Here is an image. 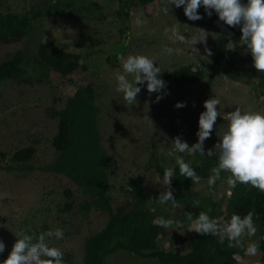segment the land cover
<instances>
[{
  "label": "rangeland",
  "instance_id": "obj_1",
  "mask_svg": "<svg viewBox=\"0 0 264 264\" xmlns=\"http://www.w3.org/2000/svg\"><path fill=\"white\" fill-rule=\"evenodd\" d=\"M42 1L46 0H0V13L22 15L35 10ZM58 3L60 6L70 4L71 11L65 7L55 17H38L31 22V29L23 39L12 44H0V63L11 60L16 53L21 55L20 66L24 71L21 77L26 80L0 83V152L5 155L6 165L13 167L10 156L15 150L28 146L34 148L32 158L20 170L5 171L0 158V241H3L5 251L10 252L20 226L29 224L39 228L45 224L47 231L63 229L64 238L52 239L50 245L62 252L69 251L70 264H82L84 239L103 229L106 223V216L92 207L78 213L77 209L84 204V196L74 190L64 175L49 170L56 156L51 138L57 131V118H51L48 110L63 108L66 99L85 86L92 90L94 96L98 144L109 160L107 196L112 208L130 199L128 183L140 178V187L148 196L147 205L151 210L157 205L164 214L163 218L183 224L180 230L175 228L176 224L166 228V236L158 239L157 247L165 250L173 246L184 247L193 234L189 231L191 222L186 219V209L182 204L172 207L155 200L163 190V178H157L152 172L154 162L165 170L173 168L175 155L187 159L188 164L200 161L199 153H176L173 156L168 153L173 149L172 139L176 136L189 146L196 143L198 117L205 110V100L214 97L221 101L217 106L221 112L216 125L219 133L227 127L224 114L236 107L264 113V95L259 93L254 78L233 81L216 73L209 83L207 75L196 83L179 84L168 79L166 74L185 65H191L192 70L196 66H205V73L209 74L217 51H225L229 39L235 41L233 31L229 28L232 35L220 33L212 17L202 15L199 10L203 18L196 21L187 19L183 7L170 6L169 15H165L161 9L167 0H58ZM140 12L144 13L147 23L137 26L133 22L134 15ZM174 27L189 39L197 34L196 29H204L209 33L206 44L194 45L196 53L190 44L173 42L165 29ZM44 36L47 37L45 42ZM41 42L76 54L77 68L63 75L45 72L35 65L34 54ZM165 46L182 51L169 55L163 52ZM205 47L213 53L210 57L206 55ZM130 54L154 59L163 71L160 78L166 82L163 90L166 94L159 102H155L158 94H149L144 85H137L141 92L135 106L127 105L122 94L116 91L115 77L118 71H122L117 58ZM237 54L250 55L242 46H237ZM178 102L184 103L185 107L176 108ZM145 114L153 122V127L143 119ZM216 131L205 141L206 150L218 142ZM221 174L225 181H220L217 194L227 195L229 187L225 182L229 174ZM198 187L186 193L193 203L194 198H208L205 187ZM65 189L71 191L75 207L72 213L58 215L57 204L61 206ZM210 199L217 203L216 196ZM44 206L48 212L42 211ZM219 212L220 221L230 219L223 208ZM250 240L255 241L243 238L245 247ZM240 249L241 257L235 256L237 264H263L260 255L249 257ZM105 264H154V260H143L117 251L106 258Z\"/></svg>",
  "mask_w": 264,
  "mask_h": 264
},
{
  "label": "trees",
  "instance_id": "obj_2",
  "mask_svg": "<svg viewBox=\"0 0 264 264\" xmlns=\"http://www.w3.org/2000/svg\"><path fill=\"white\" fill-rule=\"evenodd\" d=\"M242 2H246V0H242ZM40 3L34 8L35 10L22 15L0 13L1 45L16 43L23 39L31 29V22L38 17H55L60 15L65 7L69 9V12L71 11L70 4L60 6L58 0H46ZM199 11L206 16L202 6ZM211 17L213 20L218 19L215 12ZM228 28L233 31L234 40L239 41L241 36L239 26ZM219 59H222L223 62H220ZM20 60H22L21 55L16 53L11 60L0 63V83L20 79L26 82L21 77L24 71L20 66ZM34 64L45 72L54 71L64 75L77 68V56L51 43L41 42L34 54ZM210 69L209 74H206L205 66L202 68L196 66V69L192 70L191 65H185L167 73L166 77L179 84L196 83L207 75V83H209L216 73L233 81L238 78H254L257 80L259 93L264 95V73L257 72L253 67L251 55H238L237 48L235 51L218 50ZM93 98L92 90L85 86L77 89L70 98H67L63 108L48 110L51 118H57V131L51 138V147L56 152V156L54 162L49 165V170L64 175L71 181L74 190L84 196V204L79 206L78 213L92 207L107 218L103 229L84 239L82 264H105L106 258L117 251L127 252L131 256L143 260H154V264H237L235 256L241 257L240 247H228L227 240L221 244L218 242L219 237L212 235L202 236L193 232L184 247H174L173 243L169 242L173 247L167 250L158 248L156 245L158 239L166 236L168 230L157 226L153 221L163 217L164 214L159 206L156 205L151 210V207L147 205L148 196L140 187L142 182L140 178L128 183L127 192L130 194V199L112 208L107 196L109 160L98 144L95 126L97 110L93 105ZM33 154L32 146L15 150L10 156V163L13 164V167L6 165L5 155L2 152H0V158L5 171H14L25 168ZM197 157L200 158V161L197 164L190 163V165L201 177L198 184L182 177L176 163L172 168L174 170L172 189L177 204H182L186 212H191L194 217L203 211L213 219H218L221 216L219 210L222 208L230 217L233 214L244 216L247 212L254 211L257 232L251 239L259 243V255L264 264V193L250 186L238 184L234 189L228 186L227 195L217 194L220 181H225L222 176L214 187L209 188L207 185V179L211 175L210 169L217 165V159L198 154ZM184 161L188 163L187 159ZM152 170L157 178H163L164 170L161 165L154 162ZM198 186L205 187L208 198L195 195L198 200L194 198L195 202L193 203L186 193ZM129 188L132 191H129ZM213 195L217 197L215 204L210 199ZM62 196L64 198L61 206L57 204L58 215L72 213L75 206L71 191L65 189L62 191ZM163 205L171 206L170 203ZM219 205L220 209L218 210ZM42 211L48 212V208L44 206ZM175 228L180 230L181 227L175 226ZM28 229L35 233L47 231L45 224L39 228L25 224L19 227V232ZM8 253L9 251L5 250L0 253V264L7 258ZM63 253L65 264H70V252Z\"/></svg>",
  "mask_w": 264,
  "mask_h": 264
},
{
  "label": "clouds",
  "instance_id": "obj_3",
  "mask_svg": "<svg viewBox=\"0 0 264 264\" xmlns=\"http://www.w3.org/2000/svg\"><path fill=\"white\" fill-rule=\"evenodd\" d=\"M170 6L183 7L184 15L188 20L196 21L203 17L199 15V8L202 6L205 13L210 17L216 13L219 21L228 27L239 26L241 36L238 42L229 39L226 44L227 51H235L237 46L245 48L250 53L252 65L257 72L264 73V0H167L161 9L165 15H169ZM134 24L141 26L147 23L143 12L134 15ZM197 34L190 39L181 34L179 28H166L165 32L170 33L168 38L173 42L190 44L192 49L196 44H206L209 33L204 29H196ZM47 37L44 36L43 42ZM182 50L165 46L163 52L169 55L179 53ZM207 56L213 53L207 47L204 49ZM122 71L116 74V91L122 94L123 100L129 106L137 104V97L141 92V87L146 86L149 94L157 93L155 102L163 98L166 82L160 78L163 72L158 67L154 59L142 54L123 55L117 58ZM220 99L210 97L203 102V112L198 117L197 141L191 146L183 141L179 136L172 139L173 149L169 155L176 153H188L195 155L199 153L206 157H215L217 165L210 169L211 175L207 179V185L212 188L221 179V173H228L226 183L230 188H235L238 184H244L264 193V113L255 111H244L240 107L226 112L224 119L227 121L226 129L219 133L216 131L217 118H221L218 107ZM176 108L185 107V104L178 102ZM153 122L147 114L143 116ZM216 131L218 142L212 148L205 149L204 143ZM175 162L179 167L182 177L188 178L192 183L198 184L201 177L186 163L182 156L175 155ZM174 170L165 169L163 174L162 191L157 198L160 204H171L177 207V199L173 196L172 179ZM129 191H132L129 188ZM199 202L197 201V204ZM186 219L191 222L189 231L199 235H212L219 237V243L225 240L228 247H240L244 254L255 257L260 254V246L256 241H251L245 247L243 238H251L256 235L257 226L254 222V211L247 212L244 216L233 214L229 220L221 222L219 219L211 218L207 212H199L195 217L191 212L184 213ZM154 224L162 228H171L174 224L182 227L179 221L157 218ZM64 238L63 229L57 228L55 231L32 232L30 229L18 233L16 240L11 247L7 258L2 264H65L64 253L55 246L50 245V240H62ZM5 250L3 241H0V253Z\"/></svg>",
  "mask_w": 264,
  "mask_h": 264
},
{
  "label": "water",
  "instance_id": "obj_4",
  "mask_svg": "<svg viewBox=\"0 0 264 264\" xmlns=\"http://www.w3.org/2000/svg\"><path fill=\"white\" fill-rule=\"evenodd\" d=\"M214 25L220 33L225 35H232L231 30L218 19L214 20Z\"/></svg>",
  "mask_w": 264,
  "mask_h": 264
}]
</instances>
